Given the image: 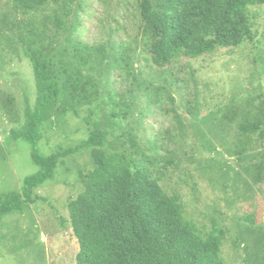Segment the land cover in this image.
<instances>
[{
  "label": "rangeland",
  "instance_id": "obj_1",
  "mask_svg": "<svg viewBox=\"0 0 264 264\" xmlns=\"http://www.w3.org/2000/svg\"><path fill=\"white\" fill-rule=\"evenodd\" d=\"M144 1L82 0L75 29L54 45L57 96L40 108L37 144L46 156L67 154L34 188L46 201L0 216V264H76L69 204L84 173L103 160L98 150L136 149L187 218L222 234L225 264H264V4L249 6L251 36L239 45L158 67L142 47ZM38 25L0 0V194L21 191L38 170L31 144L12 135L37 109L21 37L45 46L31 37ZM95 122L105 146L82 147Z\"/></svg>",
  "mask_w": 264,
  "mask_h": 264
},
{
  "label": "trees",
  "instance_id": "obj_2",
  "mask_svg": "<svg viewBox=\"0 0 264 264\" xmlns=\"http://www.w3.org/2000/svg\"><path fill=\"white\" fill-rule=\"evenodd\" d=\"M39 21L31 37L22 36L38 80L35 114L27 113L25 130H12L31 144L38 170L25 177L21 191L0 194V216L21 211L46 198L34 188L54 177L67 152L44 155L38 149L40 108L57 96L55 72L49 70L54 45L76 27L82 0H13ZM264 0H151L142 3V47L153 64L164 67L182 57L197 58L218 47H235L251 36L249 6ZM106 132L97 122L81 146H105ZM83 175L84 190L69 204L72 229L80 249L76 264H225L222 234L203 232L184 214L182 204L155 180L139 150L105 154Z\"/></svg>",
  "mask_w": 264,
  "mask_h": 264
}]
</instances>
